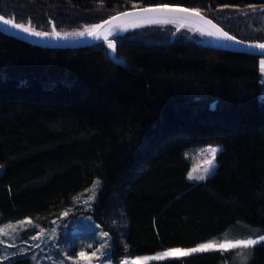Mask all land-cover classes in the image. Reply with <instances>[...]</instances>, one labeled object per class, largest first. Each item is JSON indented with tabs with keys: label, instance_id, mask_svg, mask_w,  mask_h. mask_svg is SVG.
Segmentation results:
<instances>
[{
	"label": "trees",
	"instance_id": "obj_1",
	"mask_svg": "<svg viewBox=\"0 0 264 264\" xmlns=\"http://www.w3.org/2000/svg\"><path fill=\"white\" fill-rule=\"evenodd\" d=\"M160 5L198 9L236 38L264 43V0H0V15L63 32ZM174 31L127 32L115 58L108 44L45 49L0 33V225L48 227L99 179L83 212L109 233L114 264L220 241L239 226L246 238L264 235L259 58ZM203 145L222 147L217 169L190 182L187 154ZM251 252L246 264H264V242ZM232 254L147 264H226ZM3 264L33 263L20 255Z\"/></svg>",
	"mask_w": 264,
	"mask_h": 264
},
{
	"label": "rangeland",
	"instance_id": "obj_2",
	"mask_svg": "<svg viewBox=\"0 0 264 264\" xmlns=\"http://www.w3.org/2000/svg\"><path fill=\"white\" fill-rule=\"evenodd\" d=\"M161 25H170L175 29L172 35V39H175L179 34L186 33L185 36L187 40L210 43V41L206 37L202 36L201 34L199 35L195 33L192 29H189L187 27H179L178 24L174 23ZM78 31L80 30H68L61 33H73ZM261 59H264V57L259 58V75L260 82L264 84V73L261 72L260 68ZM210 146L213 145L197 146L196 148L188 152L187 157L192 164L189 174H191L193 177L202 174V169L205 166L204 160L206 158V154L203 153L202 150ZM219 147L220 149H222L221 146ZM217 156L215 159V169L210 175L206 177V179L211 176L217 169ZM2 171L3 167L0 166V174L2 173ZM206 179L199 180L195 178H188V181L202 182ZM96 181H99V184L95 189L92 188V185L86 191L81 193L75 199L73 206L65 211L67 215H62L59 219L53 221L52 224L48 227L37 226L30 219L0 225V229H4L6 233L4 235H0V264H3V262L5 261H9L12 257L20 255H28L31 258L33 264H74V258L81 250H84L89 255H91V253L95 249L100 247L101 243H104L106 245L104 249H101V251L106 253V255L97 253V257L93 258L91 264H114L107 261L112 251V240L109 233L105 231L92 216L86 215L83 212L92 209L99 196V192L101 189V180L97 179ZM96 181L94 183H96ZM93 196V199H89V197ZM85 201H87V203H85ZM242 227L243 226H239L230 229L221 237L220 241L215 242L220 243L224 240L246 238L244 237V232H241ZM29 230L34 231L35 234H27L26 231ZM103 232L108 233V236L102 237L101 234ZM33 237L36 238L34 239ZM88 245H91V247H87ZM251 248L228 249L221 251L233 253V258L226 264H246L248 256H251L252 254ZM194 253L197 252H191L189 255ZM155 256H162V254L152 255L150 257H141L138 259L128 258L124 261H128V264H132L133 261H137L138 264H147L151 261L169 260L173 258L184 257L179 254H175L173 256L165 257L159 260L152 259V257ZM123 262L121 264H123ZM79 264H86V262L84 260H80Z\"/></svg>",
	"mask_w": 264,
	"mask_h": 264
},
{
	"label": "snow or ice",
	"instance_id": "obj_3",
	"mask_svg": "<svg viewBox=\"0 0 264 264\" xmlns=\"http://www.w3.org/2000/svg\"><path fill=\"white\" fill-rule=\"evenodd\" d=\"M255 7V6H251ZM203 21L204 24L209 26V29H198L202 34H206L208 36H213L216 39L242 43L237 40L236 37L230 35L229 33L223 31L215 24L212 23L211 20L206 19L198 9H184V8H170L168 6L156 7V8H143L139 11H131L124 12L117 16H114L112 19L104 21L102 24L93 25L91 27H85L83 31L73 32V33H61L56 30L53 25L51 32L39 31L31 26V22L28 21L27 25L25 23L15 22L13 19L5 18L4 16H0V22L4 25L9 26L12 29H15L19 32L25 33L29 36L45 39V38H54V39H66L69 35L83 37L86 34L92 36L96 39L103 38L108 43V47L115 51V43L112 40H109V36L114 34L113 29H119L121 31L127 30L129 27L138 26V21H144L150 24H169L176 23L179 27H184L186 21L191 20ZM123 21V22H122ZM122 22V23H121ZM179 30V29H178ZM255 49H259L261 51V55L264 56V43H255L253 45H249ZM260 68L261 72L264 73V59L260 60ZM219 146H210L206 149H203V153L206 154V158L204 160V167L202 169V174L193 177L189 174V179H199L204 180L208 175L212 173L215 169V159L217 154L220 152ZM99 184V181L93 184L92 188L95 189ZM93 197H89V199H93ZM87 203V201H85ZM63 215H67L64 213ZM5 230L0 229V235H4ZM102 237H107L108 233L103 232ZM34 239L36 237H33ZM264 241V235H260L258 238H244V239H235V240H224L220 243L216 242H207L203 243L198 247L191 248L189 250H181V249H173L170 251H165L162 256H155L152 259H162L165 257L173 256L175 254H179L181 256L189 255L191 252H201L208 250H228V249H248L256 244ZM87 247H91L88 245ZM106 245L104 243L100 244V247L95 249L91 255H89L86 251L81 250L77 256L74 258V264H79L80 260H84L86 264H91L93 258L97 257V253L101 255H106V253L102 252L101 249H104ZM123 264H128V261H124ZM132 264H138L137 261H133Z\"/></svg>",
	"mask_w": 264,
	"mask_h": 264
},
{
	"label": "water",
	"instance_id": "obj_4",
	"mask_svg": "<svg viewBox=\"0 0 264 264\" xmlns=\"http://www.w3.org/2000/svg\"><path fill=\"white\" fill-rule=\"evenodd\" d=\"M162 6H168L170 8L190 9V8H186V7H182V6H172V5H160V6L143 7V8H156V7H162ZM143 8L130 9L127 11L120 12L114 16H117V15L124 13V12L139 11V10H142ZM201 14L206 19L211 20L212 23L215 24L217 27H219L223 31L227 32L217 22H215L212 18L207 17L203 13H201ZM0 16H2V15H0ZM114 16H112V17H110L104 21L110 20ZM104 21H102L98 24H102V23H104ZM98 24H95V25H98ZM137 24H138V26L129 27L125 31H121L119 29H113L114 34L112 36H109V40H112L115 43V49H116V41L115 40L119 36H122V35L126 34L127 32L133 31V30L138 29V28L151 26V25H161V24H150V23H146L144 21H138ZM174 24H176V23H174ZM184 27L192 29L195 33H197L199 35L201 34L202 36L206 37L210 41V43H206V44H208L210 46L221 47V48L230 50L232 52L246 53V54L257 56L258 58L264 57L261 55V51L259 49H255V48L249 46V45H253V44L244 42L238 38H236V39L241 41L242 43L238 44L235 42L223 41V40L216 39L213 36H208L206 34H202V32L198 31V29H209V26L204 24L203 21H198L195 19H193L191 21H186ZM80 31H83V29ZM0 33L5 35V36L14 38L16 40L26 42L30 45L45 48V49H82V48H87V47H91V46L98 45V44H108L107 41H105L103 38L96 39V38L89 36L87 34L83 37L69 35L66 39H54L51 37L45 38V39H40V38L29 36L25 33H22V32L15 30V29H12L9 26L4 25L2 22H0ZM227 33H229V32H227ZM230 35H232V34H230ZM110 53H111L112 57L115 58V56H116L115 51L110 49Z\"/></svg>",
	"mask_w": 264,
	"mask_h": 264
}]
</instances>
